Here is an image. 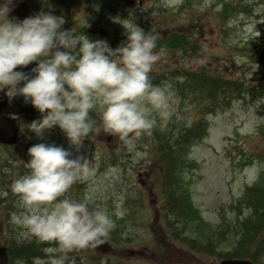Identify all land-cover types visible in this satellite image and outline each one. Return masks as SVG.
<instances>
[{
    "label": "rangeland",
    "instance_id": "rangeland-1",
    "mask_svg": "<svg viewBox=\"0 0 264 264\" xmlns=\"http://www.w3.org/2000/svg\"><path fill=\"white\" fill-rule=\"evenodd\" d=\"M49 1L53 2V11L43 13L63 17L62 30L87 29L82 35L106 40L113 49L120 45L116 27L123 33L136 25L158 39H182L184 48H164L153 66L166 77L177 74L178 69L205 68L225 78L242 80L259 92L248 93L227 108L206 115L202 108L174 93L168 119L157 117V133L137 140L138 149L146 153L142 158L128 153L118 136L102 129L85 138L79 151L59 127L46 131L40 139L29 130V119L20 113L21 107L31 103H25L21 95L10 97L6 112L15 114L22 130L18 144L9 151L0 150V193H8L0 195V204L6 200L9 207V213L0 208V246H9L6 222L10 223V214L18 203L7 190L11 176L25 170L30 147L47 143L72 152L73 158L83 156L91 161L92 175L74 184L65 195L77 201L87 198L93 206L107 209L117 227L109 235H114V240L108 239L111 252L79 250L71 254L73 264H218V253L235 243L233 232L212 234L216 247L207 255L184 247L182 235L190 232L179 233L180 242L170 238L162 215L161 167L153 161V148L157 136L164 132L176 136L182 127L203 117L207 133L201 141L192 143L186 157L192 163L183 175L188 198L201 220L212 226L247 214L245 205L241 209L236 206L246 188L261 175L263 164L254 159L255 154L264 155V59L254 58L255 52L264 53V0H112L106 11L116 19L109 24L96 22L102 0H15L9 19L22 21L42 13L37 5ZM239 2L242 5H237ZM90 115L100 126V114ZM249 156L252 158L248 160ZM10 225L13 236L31 239L22 237Z\"/></svg>",
    "mask_w": 264,
    "mask_h": 264
},
{
    "label": "clouds",
    "instance_id": "clouds-1",
    "mask_svg": "<svg viewBox=\"0 0 264 264\" xmlns=\"http://www.w3.org/2000/svg\"><path fill=\"white\" fill-rule=\"evenodd\" d=\"M14 5L15 0H0V91L23 96L41 113L29 130L42 139L59 127L79 151L85 138L102 129L118 136L135 158L146 155L137 140L152 135L157 117L168 119L174 97L170 82L153 84L150 76L165 52L156 51L158 37L135 25L113 49L106 40L62 30L63 17L42 12L9 19ZM32 62L34 76L15 70ZM93 112L100 114V126ZM28 155L27 171L10 184L18 200L10 223L22 237L49 245L33 264H73L72 253L99 247L115 228L107 209L65 195L92 175L91 161L47 143L33 145Z\"/></svg>",
    "mask_w": 264,
    "mask_h": 264
},
{
    "label": "trees",
    "instance_id": "trees-1",
    "mask_svg": "<svg viewBox=\"0 0 264 264\" xmlns=\"http://www.w3.org/2000/svg\"><path fill=\"white\" fill-rule=\"evenodd\" d=\"M111 1L112 0H102L100 12L96 17L97 23L105 22V24H109L116 19L115 17H111L106 11L110 7ZM52 4L53 2L49 1L41 4V6L37 5V8H39L38 12L47 11L51 13V11H53L51 10ZM240 4L242 5L240 2L237 5ZM160 9L164 10L161 6ZM169 12L172 13L173 11L170 10ZM103 15L106 18H104ZM115 26H117V24H115ZM79 28H77V30H79ZM116 31L118 32L117 39H119V44H121L126 40V32L125 30H123V33L119 32V27H116ZM86 32L87 29H84L83 32L79 31L80 34H85ZM158 47L184 48V41L182 39L175 41L160 38L157 40V48ZM254 58L262 60L264 59V53L259 51L255 52ZM36 64V62H32L26 67L18 66L15 70L34 76L35 74L32 73L31 70L36 67ZM165 75L166 74L152 70L150 73L152 83L159 85L163 82H170L173 85L174 93L181 96L183 99H187L197 108H202L203 115L215 112L216 110L225 109L233 100L241 99L248 93L259 92L242 80L225 78L220 76L217 72L205 68H199L197 70L178 69L177 74L175 73L170 77H166ZM173 78H175L176 81H173ZM179 78H181V80H179ZM20 86H22V84ZM20 113H23L25 119H29L30 123L41 118V113L32 105L21 107ZM152 132H154V134L157 133L156 130ZM206 133L207 122L201 117L194 121L191 126H184L178 130L176 136H173L172 132H164L155 138V147L153 148L154 150L152 149L153 161H156L158 166L161 167V194L164 199L162 215L166 228L168 229L167 231L171 236L169 237L172 240L178 239L180 242L179 233L186 231L188 234V232H190L188 235H182V244L184 247H188L195 253L207 255L211 254L212 247H216L211 238L212 234L215 236L219 234L224 235L225 232L231 231L234 234L233 238L236 237L235 243L231 249L218 253L217 257L219 260L226 258L249 259L254 264H264V155L259 153L255 154L254 159L263 164L261 175H259L258 179L253 184L246 188L239 199L240 205L236 206L241 209L245 205V207L248 208L247 214H241L235 220H223L216 226H212L203 222L193 207L188 198L187 187L183 177L186 170L192 166V163L187 160L190 146L194 142L201 141ZM10 149L11 147L8 146L1 147V150L4 151H9ZM261 150L264 153V145ZM9 154L14 155L12 152H9ZM257 157H259V159ZM251 158L252 157L249 156L248 160ZM26 171L25 168L19 175L24 174ZM14 178L16 177L11 176L12 180ZM7 190H10L9 186H7ZM9 194L14 195L11 191ZM1 202L2 199H0V203ZM4 202L5 205H3ZM4 202L2 205L0 204V208H6L9 213L7 201L4 200ZM16 210L17 209L12 212ZM6 227L9 242L7 249L9 257L8 264H31L34 257H43L42 249L49 245L39 244L33 238L29 240H20L12 235L13 229L8 221L6 222ZM116 228L115 226L114 230H116ZM193 234H196V236ZM198 234H202L201 237ZM113 236L114 235L111 234V236L107 238L112 242L114 240Z\"/></svg>",
    "mask_w": 264,
    "mask_h": 264
},
{
    "label": "water",
    "instance_id": "water-1",
    "mask_svg": "<svg viewBox=\"0 0 264 264\" xmlns=\"http://www.w3.org/2000/svg\"><path fill=\"white\" fill-rule=\"evenodd\" d=\"M8 89L0 91V144L4 145H15L20 137V128L16 121L15 115H7L3 114V110L7 108L9 100H8ZM91 249H97L102 252H110L112 247L105 240L103 244L99 247H89ZM8 256L6 253V248L4 246H0V264H7ZM219 264H253L251 261L247 259H223L219 262Z\"/></svg>",
    "mask_w": 264,
    "mask_h": 264
},
{
    "label": "bare ground",
    "instance_id": "bare-ground-1",
    "mask_svg": "<svg viewBox=\"0 0 264 264\" xmlns=\"http://www.w3.org/2000/svg\"><path fill=\"white\" fill-rule=\"evenodd\" d=\"M17 202H15V204H16ZM14 226V225H13Z\"/></svg>",
    "mask_w": 264,
    "mask_h": 264
}]
</instances>
